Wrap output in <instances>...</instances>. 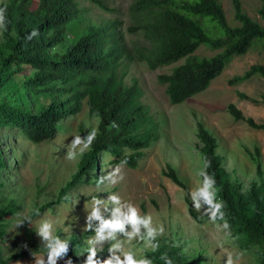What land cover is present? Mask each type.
<instances>
[{
	"label": "trees",
	"instance_id": "1",
	"mask_svg": "<svg viewBox=\"0 0 264 264\" xmlns=\"http://www.w3.org/2000/svg\"><path fill=\"white\" fill-rule=\"evenodd\" d=\"M107 10L102 2L92 0ZM235 20L229 24L222 4L218 0H136L133 6L137 21L130 30L140 32L145 46L129 50L121 31V22L113 20L105 25L89 18L80 0H10L6 7L7 20L0 44V95L12 91L17 106L0 104V129L9 127L22 132L32 143L40 144L54 139L59 124L68 116L80 113L86 102L89 113L99 120L97 137L83 155L76 182L80 175H88L99 168L102 155L116 157L117 162L137 168L145 157L144 150L160 140V123L142 102L138 81L126 83L128 62H144L152 71L185 62L174 67L170 74H162L158 82L166 87V94L173 105H180L206 91L230 63L253 50H264V24L251 18L243 9L241 0H231ZM264 21V0L258 11ZM37 30L39 35L31 40L26 37ZM61 48L52 58L50 49ZM206 47L215 54L197 57L194 53ZM30 67L33 75L24 70ZM255 76L264 78V65L254 64L243 74L228 80L237 86ZM14 92V93H13ZM44 97L37 103V112L30 108V98ZM241 100H252L245 93H238ZM227 111L235 121H243L254 129L264 131V123L246 117L235 105ZM115 122L118 127H111ZM198 139L203 144V159L211 161L205 170L215 177L214 203L222 202L217 221L227 222V231L244 240L243 248L261 249L264 264V170L260 149L255 148V162L260 184H253L249 191L233 182L223 168L217 154L218 140L203 124L197 126ZM124 150L132 151L124 154ZM5 168L0 149V171ZM166 176L183 187L177 173L168 167ZM2 185L0 184V189ZM206 210L209 212L208 206ZM196 223H202L197 214L189 210ZM38 213L32 212V217ZM9 209L0 210V239L6 235L4 221L12 216ZM27 234L32 238V232ZM68 257L73 264H84L87 254H80V242L70 241ZM36 254H47L46 248L31 246ZM173 264H195L188 261L180 247L162 245L149 254L153 264H165L163 255ZM26 253L7 259L0 251V264H14ZM98 260H101L97 257Z\"/></svg>",
	"mask_w": 264,
	"mask_h": 264
},
{
	"label": "rangeland",
	"instance_id": "2",
	"mask_svg": "<svg viewBox=\"0 0 264 264\" xmlns=\"http://www.w3.org/2000/svg\"><path fill=\"white\" fill-rule=\"evenodd\" d=\"M9 1L0 0V6ZM80 1L87 16L99 24L105 25L113 20L121 22L120 28L131 54L133 48L146 45L140 32L130 30L137 21L133 11L136 0H97L107 10L92 0ZM218 1L223 6L229 24L238 26L232 1ZM241 2L251 18L264 24L258 13L261 0ZM3 41V28H0V44ZM56 53H62L60 47L49 50L52 58ZM214 54L206 47L194 53L197 57H211ZM184 62L183 59L172 66L152 71L144 62L125 60L126 83L132 86L138 81L143 93L142 102L160 123V140L144 150L145 157L135 169L105 154L96 171L80 175L74 182L82 157L89 148L82 152L77 149L76 158L69 160L66 158L69 144L74 136H86L92 129L97 130L99 125V120L90 115L86 102L80 113L68 116L59 124L54 139L40 144L32 143L19 130L9 127L0 129V149L5 161V168L0 171V210L9 208L13 212L3 222L6 235L0 239V251L4 259L18 253L26 255L14 264H35V258L39 257L47 259V254L31 251L33 244L43 247L42 238L36 233L40 222L45 219L52 221L53 235L68 241L76 238L81 244L79 253L88 254L87 241L94 236L99 221L91 220L93 231H85L84 228L92 208L97 206L91 201L97 198L103 202L99 207L105 220L113 218V211L117 207L127 213L124 205L130 202L140 209L141 215L152 217L153 227L157 230L163 227V233L158 232L153 242L158 247L146 246L139 240L125 244V250L133 251L137 258H149V254L162 245H172L180 247L188 261L195 264H225L229 253L233 256L234 264H261V249H244L242 237L232 236L224 229V222L210 219L203 200L199 209L193 206L191 193L202 185L200 173L206 168L201 153L203 144L198 139L199 123L218 140L217 154L221 156L223 168L231 180L238 183L243 191H249L255 183L260 184L254 159L255 148L258 147L264 170V131L254 130L243 121H235L227 107L235 104L246 117L264 123V106L252 100H241L238 96L241 92L253 100L261 101L264 97V78L255 76L240 85H228V80L243 74L250 66L257 63L264 65V50H253L235 58L206 91L180 105H173L166 94V87L158 82V77L170 74L174 67ZM23 72L28 77L33 75L30 67ZM15 98L17 96H12V91L3 93L0 95V104L17 106ZM39 102L45 103V98H30L32 112H37ZM131 153L130 150H124L126 155ZM118 165L121 171L112 178L117 180L115 184L107 179L98 184L100 177H106ZM168 167L177 173L183 187L166 176ZM112 194L120 197L119 205L109 202L108 197ZM105 205L108 211H104ZM189 210L194 211L202 223H196ZM36 211L38 214L32 217V212ZM21 222L23 225L19 226ZM29 231L32 232V238L27 234ZM127 231H132L130 225ZM141 234H146L143 227ZM117 238L126 240L122 233H118ZM111 243L113 241L109 240L96 244L97 257L107 259ZM58 264H64V260Z\"/></svg>",
	"mask_w": 264,
	"mask_h": 264
},
{
	"label": "clouds",
	"instance_id": "3",
	"mask_svg": "<svg viewBox=\"0 0 264 264\" xmlns=\"http://www.w3.org/2000/svg\"><path fill=\"white\" fill-rule=\"evenodd\" d=\"M6 7L0 8V28L6 26L7 20ZM39 32L33 30L27 37V40H31L38 36ZM111 127L115 128L118 125L113 122ZM97 137V130L92 129L86 136L76 135L71 140L69 148L66 154V158L71 160L75 159L77 155V149L81 152L88 149L95 141ZM211 166V161L206 160V167ZM121 166L118 165L114 171L110 172L106 177L102 176L98 180L99 183H103L105 179L115 184L116 179H112L119 175ZM203 177L202 185L193 190L191 197L193 200V206L197 209L201 207V200L208 206L210 211V219L215 222L217 216L221 220L224 219V214L221 211L223 208L222 202L214 203V187L216 184L214 175H209L206 170L201 171ZM122 178V177H121ZM108 200L112 204L119 205L121 203L120 197L116 194L109 195ZM94 205L91 214L86 219L85 231H93L91 220L99 221V227L95 229V234L87 241L89 248L84 264H153V261L147 257L137 258L136 254L131 250H125V244H131L133 240L143 241L146 246L158 247V244L153 243L159 234L163 233V227L157 230L152 226V217L150 215H141L140 209L132 203H126L127 213L121 211L120 207H117L113 211V218L105 220L101 208L99 205L103 203L97 198H93L91 201ZM104 211H108L107 205H105ZM30 223V221H29ZM23 225V222L19 226ZM131 226L132 231H127V226ZM141 227L146 229V234H141ZM230 225L225 222L224 229H229ZM122 233L126 237V240L121 241L117 238V234ZM42 238V244L47 250V259L44 257L35 258V264H58L60 260H64V264H73L71 257H68L70 250V242L67 239H61L58 236L53 235V223L50 220H42L36 233ZM113 241L109 247V256L107 259H97L96 244H100L105 241ZM24 247H27L25 245ZM102 251V247H101ZM119 253V255H117ZM165 260V264H173L172 259L165 255L161 257ZM19 264V262H17ZM225 264H234L233 256L228 254Z\"/></svg>",
	"mask_w": 264,
	"mask_h": 264
}]
</instances>
